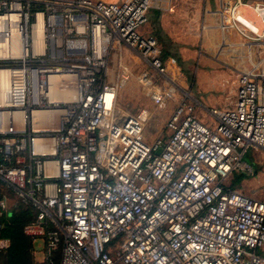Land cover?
Segmentation results:
<instances>
[{"label": "built area", "instance_id": "1", "mask_svg": "<svg viewBox=\"0 0 264 264\" xmlns=\"http://www.w3.org/2000/svg\"><path fill=\"white\" fill-rule=\"evenodd\" d=\"M156 1L0 0V181L35 208L26 233L43 237L46 264H264V200L228 186L254 170L248 151L264 149V76L242 74L235 106L209 122L183 92L167 138L153 143L148 109L118 113L130 76L121 68L109 79L112 41L159 78L156 106L179 88L142 32ZM241 9L264 24V0H221L222 20L243 27ZM54 88L74 98L51 100Z\"/></svg>", "mask_w": 264, "mask_h": 264}, {"label": "rangeland", "instance_id": "2", "mask_svg": "<svg viewBox=\"0 0 264 264\" xmlns=\"http://www.w3.org/2000/svg\"><path fill=\"white\" fill-rule=\"evenodd\" d=\"M206 1H158L151 11L148 25L142 29L144 34L157 39L161 56L164 58L168 56L166 61L169 62V67L177 73L175 75L178 77L179 88L175 98L162 107L156 106L151 97L153 87L161 81L159 82V78L151 72L138 52L116 41H112L107 48L109 79L115 81L121 68H126L130 76L118 93L116 107L118 113L134 115L142 109H148L150 118L146 124L145 137L149 143L159 138H167V122L174 113L183 92L189 94L198 117L208 122L212 121L211 111L215 108L210 100H216L219 96L225 97L230 91L237 92L238 81L242 74L254 72L264 76V37L259 38L250 33H248L250 38L239 35L235 28L231 29L225 25L221 18V8L216 11L217 3L211 1L210 8L207 7ZM199 2L202 4L199 7L195 6ZM255 22L259 26L262 24L257 20ZM259 30H256L258 35L264 34V27H260ZM70 39L87 41L88 47L91 46L87 34L75 33ZM253 39L259 40V43L250 48L248 45L254 43ZM213 64L230 75L229 81L221 87V90L217 86H209V82L202 77V74L209 71ZM145 75H152L154 78L146 82ZM245 159L254 170L246 173L248 177L240 184L235 183L237 179L235 174L228 181V186L252 198L264 200V149L249 150ZM16 200L17 198L14 197L10 200L11 206ZM13 208L14 205L10 208L11 211ZM2 241L3 239H0V243ZM8 247L9 245L7 247L0 245V264H4L3 258ZM33 248L37 264H43V237H34Z\"/></svg>", "mask_w": 264, "mask_h": 264}, {"label": "trees", "instance_id": "3", "mask_svg": "<svg viewBox=\"0 0 264 264\" xmlns=\"http://www.w3.org/2000/svg\"><path fill=\"white\" fill-rule=\"evenodd\" d=\"M166 58L163 57L164 60ZM247 177L246 174H237L235 183L240 184ZM2 191L15 198L12 191L7 189L0 181V199H2ZM36 214L37 212L31 204L16 200L11 211V217L7 221L0 217V224L2 225L0 239H3V241L5 239L10 243L5 252L6 256L3 258L4 264H37L33 248L34 237L26 233V227L34 222ZM56 263L59 264V256L56 257ZM43 264H46V262L43 261Z\"/></svg>", "mask_w": 264, "mask_h": 264}, {"label": "crops", "instance_id": "4", "mask_svg": "<svg viewBox=\"0 0 264 264\" xmlns=\"http://www.w3.org/2000/svg\"><path fill=\"white\" fill-rule=\"evenodd\" d=\"M112 1H114V0H112ZM158 1H161V0H157L156 2H158ZM211 1H214V2H216L217 3V9H216V11H218L220 8H221V0H207L206 1V5H207V7H210V2ZM156 2H155V4H156ZM202 3H197L195 6H197V7H199L200 5H201ZM211 8V7H210ZM215 11V12H216ZM217 14V13H216ZM218 16H219V14H217ZM239 16H240V19H242V20H244L246 23H248L249 25H250V27H251V29L252 30H254L255 32H256V30L257 31H260L259 30V28H260V26H261V24H260V26L259 25H257V23L255 22L256 20H257V22H261L260 21V18L254 13V12H252L251 10H249V9H243V10H241V12L239 13ZM220 17V16H219ZM225 23V22H224ZM229 25H228V24ZM227 23H225V25L226 26H228V27H230L231 29L232 28H235L236 30H237V28L232 24V23H229V22H227ZM238 31V30H237ZM241 31H245V30H243V29H241ZM239 32V31H238ZM240 33V32H239ZM248 33V32H247ZM239 35H242V36H244V37H248V38H250L249 36H245V35H243V34H239ZM254 41V43H252L251 45H248V47H250V48H252V46H255V45H258L257 43H259L258 41L259 40H257V39H253ZM168 62V61H167ZM169 63V62H168ZM247 73H254V72H247ZM255 74V73H254ZM202 77H203V79L205 80V81H207V82H209V86H217V88H219L220 90H221V87H223L224 86V84L227 82V81H229V78H230V75L228 74V72H225V71H223V70H221V68H219V66L218 65H216V64H213V66H212V68L209 70V71H207L206 73H204V74H202ZM203 79H202V85L204 84L203 83ZM204 81V82H205ZM217 82V83H216ZM239 86V81H238V85H237V87ZM237 90H238V88H237ZM236 95H237V92L235 91H230V92H228L227 93V95L225 96V97H223V96H219V98L218 99H216V100H210V103L212 104V105H214L215 106V108L214 109H217V110H227V109H231V108H233L234 106H235V102H236ZM204 121V120H203ZM206 122V121H205ZM209 122V121H208ZM246 160V159H245ZM247 161V160H246ZM4 191V190H3ZM2 191V192H3ZM4 196H7L8 197V204H9V208H11V207H13V205L15 204H13L12 206H11V204H10V200H12V196L11 195H9L7 192H3V195H2V198L4 197ZM16 198V197H15ZM14 200V199H13ZM7 221V220H6ZM5 242H7L9 245H10V243H9V241H5Z\"/></svg>", "mask_w": 264, "mask_h": 264}, {"label": "bare ground", "instance_id": "5", "mask_svg": "<svg viewBox=\"0 0 264 264\" xmlns=\"http://www.w3.org/2000/svg\"><path fill=\"white\" fill-rule=\"evenodd\" d=\"M241 10H243V9H241ZM241 10L239 11V13L241 12ZM259 18H260V16H258ZM261 17H264V15H261ZM239 18H240V16H239ZM243 21V20H242ZM260 21H261V18H260ZM261 23H262V21H261ZM245 25L247 26V27H245ZM245 25L243 26V27H241L240 25H238V27H236L237 28V30L241 33V34H243V35H245V36H249L248 35V33H250L251 35H253V36H256V37H264V34H262V35H258V33L257 32H255L254 30H252L251 29V27H250V25L248 24V23H245ZM260 27H264L263 26V23L261 24V26ZM241 29H243V30H245V31H241ZM79 31L80 32H83L84 31V27L83 26H81V27H79ZM248 32V33H247ZM264 33V32H263ZM74 95H75V93L73 92V91H71V92H69V93H67V94H65V95H60L56 90H55V88H54V91L52 92V98H51V100H59V99H73L74 98ZM55 124H58L57 122L55 123Z\"/></svg>", "mask_w": 264, "mask_h": 264}, {"label": "water", "instance_id": "6", "mask_svg": "<svg viewBox=\"0 0 264 264\" xmlns=\"http://www.w3.org/2000/svg\"><path fill=\"white\" fill-rule=\"evenodd\" d=\"M161 153V150L157 152V154H160Z\"/></svg>", "mask_w": 264, "mask_h": 264}]
</instances>
